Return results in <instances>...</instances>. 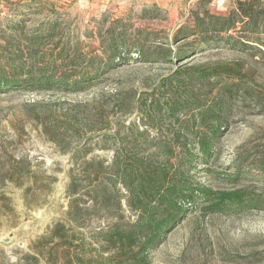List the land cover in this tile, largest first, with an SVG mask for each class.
Segmentation results:
<instances>
[{"label":"rangeland","instance_id":"1","mask_svg":"<svg viewBox=\"0 0 264 264\" xmlns=\"http://www.w3.org/2000/svg\"><path fill=\"white\" fill-rule=\"evenodd\" d=\"M53 72L69 78L41 79ZM5 75L0 264H89L107 223L91 211L68 229L69 173L112 160L137 127L145 155L179 154L184 142L197 153V138L210 139L192 184L242 201L215 213L191 205L150 264H264V0H0Z\"/></svg>","mask_w":264,"mask_h":264},{"label":"trees","instance_id":"2","mask_svg":"<svg viewBox=\"0 0 264 264\" xmlns=\"http://www.w3.org/2000/svg\"><path fill=\"white\" fill-rule=\"evenodd\" d=\"M239 10L236 13L242 17H253L252 12L242 5ZM114 41L111 39L112 43L106 44L108 48L105 51L114 50L117 46ZM113 63L114 60L109 61L110 65ZM68 78L53 72L41 79L48 84H62ZM81 78L82 81H90L95 77L89 74ZM11 82L14 81L6 75L0 77V85ZM73 82L77 84L79 81L74 79ZM145 133L146 130L139 127L133 128L131 138L121 143L122 148L114 149L112 160L108 162L93 156L84 161L85 168L81 172L72 170L69 173L67 192L71 201L66 211V220L70 223L68 229L83 226L86 213L91 211L101 216L97 217V221L107 223L94 229L96 240L93 244L97 247L96 256L92 255V258L98 263L150 264L151 252L181 222L191 205L215 213L223 211L228 204L242 203L236 193L192 184L189 173L196 159L208 157L212 148L210 139L204 135L197 138V153L184 142V150L179 154L154 151L145 155L137 150ZM82 198L85 200L83 205L79 203ZM124 205L129 207L133 216L131 213L126 215ZM64 230L67 233L66 225L59 223L58 232ZM82 257L78 259L76 255L68 264H80L77 261L84 262ZM92 258H88L89 264L95 262Z\"/></svg>","mask_w":264,"mask_h":264}]
</instances>
